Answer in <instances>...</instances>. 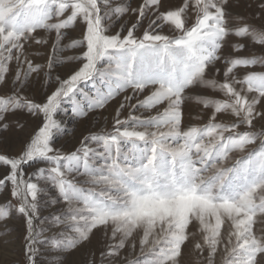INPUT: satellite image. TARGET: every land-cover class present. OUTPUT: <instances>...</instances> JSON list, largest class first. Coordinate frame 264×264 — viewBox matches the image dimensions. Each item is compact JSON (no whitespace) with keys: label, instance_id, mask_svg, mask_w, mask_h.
I'll return each mask as SVG.
<instances>
[{"label":"snow or ice","instance_id":"snow-or-ice-1","mask_svg":"<svg viewBox=\"0 0 264 264\" xmlns=\"http://www.w3.org/2000/svg\"><path fill=\"white\" fill-rule=\"evenodd\" d=\"M0 196V264H264V0H0Z\"/></svg>","mask_w":264,"mask_h":264},{"label":"rangeland","instance_id":"rangeland-1","mask_svg":"<svg viewBox=\"0 0 264 264\" xmlns=\"http://www.w3.org/2000/svg\"><path fill=\"white\" fill-rule=\"evenodd\" d=\"M72 35H76V33H72ZM113 111V108L110 106L107 108V110L102 113V115L111 116ZM65 123L67 125V135H62L59 137V139L56 141L57 147L63 146L66 149L71 148L74 144L77 143V140L81 137V134L85 132V129L89 127H93V125L89 122H86L84 120H77L74 119L70 113L64 114ZM103 123V120H101V124ZM100 125H95L94 130H97ZM109 127H111V122L109 120ZM18 150V149H17ZM4 202V197L0 196V204ZM131 258L143 260L144 257L140 255L139 248L136 249V251L132 254Z\"/></svg>","mask_w":264,"mask_h":264}]
</instances>
